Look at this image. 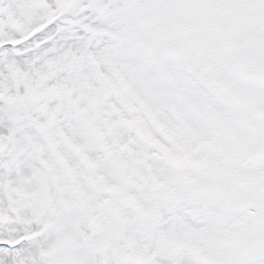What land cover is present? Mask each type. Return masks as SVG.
<instances>
[{
    "label": "snow or ice",
    "instance_id": "obj_1",
    "mask_svg": "<svg viewBox=\"0 0 264 264\" xmlns=\"http://www.w3.org/2000/svg\"><path fill=\"white\" fill-rule=\"evenodd\" d=\"M0 264H264V0H0Z\"/></svg>",
    "mask_w": 264,
    "mask_h": 264
}]
</instances>
